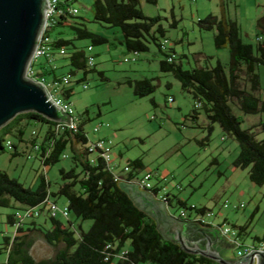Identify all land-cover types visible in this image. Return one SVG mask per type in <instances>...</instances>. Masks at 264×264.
<instances>
[{
    "label": "trees",
    "instance_id": "1",
    "mask_svg": "<svg viewBox=\"0 0 264 264\" xmlns=\"http://www.w3.org/2000/svg\"><path fill=\"white\" fill-rule=\"evenodd\" d=\"M71 2L72 0L60 1V6L73 7ZM145 2L156 4L157 0ZM139 4V0H93L92 21L108 28H118L121 38L117 42L127 52L139 54L148 51L150 44L155 45L163 54V58L159 60L160 71L171 73L179 81L181 89L194 101L201 103L199 108L209 120L205 138L208 139L213 124L218 123L223 132L238 143L239 151L232 165L235 168H248L249 180L256 185H264V136L259 138L255 131V127L260 125L264 134V120L243 128L242 117L234 111L236 108L243 115L264 114V94H261L259 74L256 71L257 65H264V40L256 39L255 45L245 42L235 20L224 13L220 17L209 14L199 19L198 25L202 29L214 31V46L218 49L227 48L229 61L223 64L216 59L212 65L209 62L211 57L205 56L206 62L200 64L197 58L200 53H192L194 64L184 68L181 59L177 60L173 47H162L163 41L167 39L160 17L145 15ZM175 23L173 20L170 26L175 27ZM56 26L59 30L50 44L52 53L57 54L59 47H65L66 54L62 57H68V64L73 67L70 74H74L75 70H82V76L76 82L85 80L87 73L96 70L95 64L87 67L86 50L74 41L86 39L92 47L111 45L112 42L109 37L88 29L78 13L65 11L57 17L46 34L49 35ZM160 37L164 39L160 40ZM47 63L45 59V63L40 65L43 74L56 77L55 69ZM98 74L105 79L101 71ZM153 80L143 77L128 79L126 82L136 96L142 97L155 90ZM71 94L72 87L63 92L66 99ZM198 114V108L195 107L190 118L195 121ZM88 120V117H80L76 130L66 127L58 129V122L30 111L17 114L0 128V151H5L4 141L12 136L18 142H28L31 147L38 143L36 157L43 167L53 165L61 158H70L72 162L68 169L59 168L62 182L55 192L50 191V182L44 173L39 174V182L33 189L0 169V207L22 211L24 207L39 205L48 195H60L66 198L69 214L79 220L77 225L69 217L63 221L51 216L43 207L41 215L46 216V219L42 223L36 221L39 217L29 219V222H18L16 217L20 211L6 214L5 223L12 226L13 231L2 232L0 253L6 257L0 260V264H220L208 256L188 252L178 242L164 238L156 221L134 203L127 191V183L115 181L113 173L107 169L102 158L97 157L95 163L90 161L85 131ZM33 124L45 125V130L40 139L36 133L26 142L25 128ZM11 148L14 149L12 156L21 154L15 144L12 143ZM127 165L131 168L128 178L138 175L144 168L141 158L128 160ZM157 190L158 187L151 192L154 194ZM173 199L180 211L186 212V217L179 214L181 219L204 227L213 226L191 219L205 215L206 211H210L209 208L190 205L169 192L162 200L170 206ZM13 203H18L19 206H14ZM85 220L91 221L87 229L82 226V221ZM215 226L220 232V224ZM237 228L236 237L247 233L246 224ZM32 232L39 233L53 246H62L53 257L36 260L29 252L33 243ZM263 239L254 237L256 242ZM226 243L235 247L227 238ZM227 260L233 262L235 256Z\"/></svg>",
    "mask_w": 264,
    "mask_h": 264
},
{
    "label": "rangeland",
    "instance_id": "2",
    "mask_svg": "<svg viewBox=\"0 0 264 264\" xmlns=\"http://www.w3.org/2000/svg\"><path fill=\"white\" fill-rule=\"evenodd\" d=\"M92 1L72 0L70 4L78 9V15L88 29L109 37L112 42L111 45L93 46L96 70L87 73L85 80L76 82L83 72L75 70L74 74H70L73 67L68 64V57L55 54L52 61L57 75L70 76L72 94L68 101L71 102L75 115L79 118L88 117L85 124L87 136L92 140L103 137L112 139L113 159L121 167L128 160L141 158L144 164L142 171L157 173L158 179L154 177L153 182L157 181L164 187L159 190V194L169 192L172 196L186 200L188 204L206 206L213 213L208 217L209 220L219 221L217 224L220 226H228L236 232L237 226L246 224L247 233L237 237L242 247L257 243L254 241L255 236L264 238V185L259 186L249 180L248 168H235L232 165L239 151L237 141L223 132L218 123L213 124L206 139L209 120L201 108H198L199 114L195 121L190 118L197 101L181 89L179 81L171 73L160 71L159 60L163 58V54L153 44L149 45L148 51L140 52L137 57L127 52L117 42L121 38L118 28H108L92 21ZM139 1L145 15L160 17V23L166 30L167 46L174 48L177 60L181 59L184 68L194 64L192 53H200L197 57L200 64L206 62L205 56L211 57L209 62L212 65L216 59L223 64L229 61L227 48H215L214 31L202 29L198 25V20L209 14L220 17L224 13L235 20L245 42L255 45L257 36L264 40V0H157L156 4ZM173 20L176 21L175 27L170 26ZM57 30L58 26L49 32V41L56 38ZM163 39L160 37V40ZM74 42L85 50L90 44L86 39ZM42 63H45V58L36 59L35 68H39ZM98 71L103 73L105 79L100 77ZM256 71L263 95L264 65H257ZM143 77L153 78L156 88L151 94L139 97L126 81ZM83 83L87 84L86 88ZM169 97L173 100L169 101ZM234 111L242 117L243 128L264 120V114L243 115L236 108ZM96 126L99 130L93 132ZM44 130L45 125H28L24 139L27 142L34 137L33 131L38 133L40 139ZM255 131L259 138L264 136L260 125L255 127ZM8 139L17 146L21 154L12 156L14 149L7 147L5 151H0V169L33 189L39 182V174L44 173L50 182V191H57L62 182L59 168H70L71 159L61 158L57 163L43 167L28 142H18L12 136L6 138ZM51 199L56 202L57 217L66 221L61 213L66 205V198L57 195ZM225 201L229 203L226 208L223 207ZM240 203L244 206L237 207ZM12 205L19 206L18 203ZM16 211L21 210L0 207V242L2 232L13 231V227L5 223L6 214ZM169 212L179 215L180 208L174 199ZM69 218L75 225L79 222L70 214ZM45 219L46 216L40 214L36 221L42 223ZM90 224V220L82 221L84 229ZM31 236L33 243L29 252L36 260L53 257L62 246L49 244L37 232H32ZM223 245L222 243L223 258L235 256L236 247ZM5 257V254L0 253V260Z\"/></svg>",
    "mask_w": 264,
    "mask_h": 264
},
{
    "label": "water",
    "instance_id": "3",
    "mask_svg": "<svg viewBox=\"0 0 264 264\" xmlns=\"http://www.w3.org/2000/svg\"><path fill=\"white\" fill-rule=\"evenodd\" d=\"M46 9H49L46 0H0V128L17 114L30 111L55 122L70 124L69 117L49 100L43 86L26 77L45 22ZM135 186H127L129 195L139 208L148 204L146 212L157 219V227L164 238L178 242L188 252L208 256L220 264H264V251L254 250L233 262L223 258L212 249V242L225 241L218 229L191 225L185 233L186 222L175 216L166 217L164 200L153 201L151 194L137 192ZM189 233H198L202 238L187 242L184 235ZM210 233L215 239H211ZM203 239L207 241L204 247L200 241Z\"/></svg>",
    "mask_w": 264,
    "mask_h": 264
},
{
    "label": "built area",
    "instance_id": "4",
    "mask_svg": "<svg viewBox=\"0 0 264 264\" xmlns=\"http://www.w3.org/2000/svg\"><path fill=\"white\" fill-rule=\"evenodd\" d=\"M47 5L49 9H46L45 11V22L42 26L40 35L37 40V47L31 57V60L28 64L27 70H26V77L29 78L32 81H35L36 83H39L43 86L46 95L48 96L49 100H51L57 108H60L62 113L67 115L70 119V124L67 121L58 122L57 128L63 129L64 127L76 130L78 122L80 121V118L75 115L74 109L72 107L71 102L68 101V99L64 98L63 92L70 88V76L68 74H62V75H56V77H47L43 74V68H35V60L38 58H45L48 62L47 65L50 66L53 69H56V66L52 63L54 59V55L52 53L51 49V41H49V36L46 34V31L51 27L55 22L59 15L63 14L65 11L71 13V14H77L78 9L71 6H60V0H46ZM262 37L258 36L257 40H261ZM167 46V40H164L162 43V47ZM66 54L65 47H59L57 50V55L63 56ZM136 57L138 56L137 53L133 54ZM126 60V59H125ZM86 63L87 67H93L95 64V53L93 52V47L91 45H88L86 47ZM83 87L86 88L87 84L83 83ZM169 101L173 100V98L169 97ZM201 106V103L197 101L195 103V107L199 108ZM99 130V127L96 126L93 129V132H97ZM33 134H36L35 131H33ZM12 142L11 140H6L5 146L8 149H11ZM87 149L90 153V161L92 163H95V160L97 157L102 158L105 163L106 167L109 171L113 173V178L115 181H123L126 182L127 185H136L137 187H140L141 189H144L146 191L151 192L154 188L158 187V190L155 195L159 196L160 199H163L165 194L167 192H164L165 194L161 195L159 194V190L164 189L163 186L159 185L156 182H153V178H157V173H153L149 170H143L138 175L128 178V173L131 171V168L125 164L123 167H121L118 163H116L113 159V142L110 138H97L95 140H92L88 137L87 141ZM39 148L38 143H34V145L31 147L32 150L36 151ZM158 179V178H157ZM159 181V180H158ZM228 202L225 201L223 207L228 206ZM244 204L240 203L237 205V207H243ZM44 208L47 213H49L51 216H56V209L57 205L54 200L51 199V197L48 195L39 205L37 206H27L24 207L22 211H20L17 215V221L23 222L24 220L33 219L35 217H39L41 214V208ZM61 213L66 218L69 217V211L67 206L65 205L61 209ZM181 217H186V212L184 210L180 211ZM213 215L212 211H206L205 215L201 217H193L191 218L194 221H199L203 225H213L212 222L209 220V216ZM214 226V225H213ZM220 232L221 234L227 238L228 241L233 242L236 247V253H235V260H238L243 255L250 253L254 250L257 251H264V240H260L257 243H253L250 245H245L242 247V243H240L239 240H236V234L237 232L235 230H232L228 226H220ZM234 260V261H235Z\"/></svg>",
    "mask_w": 264,
    "mask_h": 264
},
{
    "label": "crops",
    "instance_id": "5",
    "mask_svg": "<svg viewBox=\"0 0 264 264\" xmlns=\"http://www.w3.org/2000/svg\"><path fill=\"white\" fill-rule=\"evenodd\" d=\"M119 156H121V154H119ZM127 186H129L130 188H133V187H134V185H127ZM126 188H127V187H126ZM135 190H137V192H145V193H147V194H151V197H152V200H153V201L164 202V201H162V199L159 198V196L153 194L152 192H149V191H146V190H144V189H141L140 187L135 186ZM127 191H130V189L127 188ZM179 198H180V197H179ZM181 199H182V198H181ZM134 203H135V202H134ZM135 204H136V203H135ZM136 205H137V204H136ZM190 205H194V204H190ZM137 206H138V205H137ZM195 206H197V205H195ZM147 208H148V204H145L141 209H143V210L146 212V209H147ZM159 210L163 213V210L160 209V207H159ZM146 213H147V212H146ZM164 213H165L166 217L175 216V217H177L178 219H180V220L186 222V224L184 225V227H185L184 232H185V233H188V228H191V227H190L191 225H192V226H193V225L200 226V225H197V224H193V223L187 222V221H185L184 219H181V218L179 217V215H173V214H171V213L169 212V205H168L166 202H164ZM147 214H148V213H147ZM148 215H150V216L156 221V224H157V219H156L153 215H151V214H148ZM213 218H214V217H213ZM210 222H212V224H213L214 226H212V227H204V226H202V227H204V228H209V229H218V228H216L215 225H216L217 223H219V221H215V220L211 221V220H210ZM186 226H189V227H186ZM192 235H193V236H192ZM219 235L222 236L220 232H219ZM186 236H187V237H186ZM186 236L184 235V238H185L186 240H188L187 242L194 241V240H199L200 238H202V236H201L200 234H198V233H195V234L189 233V234L186 235ZM210 236H211V239H215V236H213L212 233H210ZM222 237H223V236H222ZM223 239H224L225 241H218V242L214 241V242H212V249L216 250L220 255H221V253H222L221 250H223L221 244L223 243V244H224L223 246H226V245H227V243H226V238L223 237ZM200 241H201V244L203 245L202 247H204V245L207 243V241H206L205 239L200 240ZM215 244H217V246H215ZM232 257H233V256H232ZM232 257H229V258H227V259H230V258H232Z\"/></svg>",
    "mask_w": 264,
    "mask_h": 264
}]
</instances>
